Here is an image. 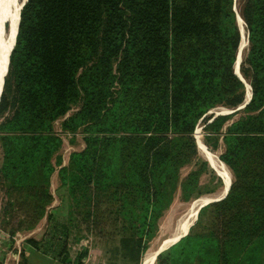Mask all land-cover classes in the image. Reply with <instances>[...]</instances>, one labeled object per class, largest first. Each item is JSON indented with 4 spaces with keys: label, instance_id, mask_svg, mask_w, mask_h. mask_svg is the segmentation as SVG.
<instances>
[{
    "label": "trees",
    "instance_id": "obj_1",
    "mask_svg": "<svg viewBox=\"0 0 264 264\" xmlns=\"http://www.w3.org/2000/svg\"><path fill=\"white\" fill-rule=\"evenodd\" d=\"M240 8L252 96L224 134L220 159L234 177L169 246L168 264H264V0ZM241 40L235 0H27L9 63L14 111L0 122L10 189L26 185L23 202L46 207L50 156L61 141L53 121L79 102L65 125H86V146L63 171L76 217L122 223L141 242L181 166L199 156V120L246 99L235 70ZM9 103L4 90L0 110ZM230 114L209 121L220 129ZM70 223L62 225L67 238Z\"/></svg>",
    "mask_w": 264,
    "mask_h": 264
},
{
    "label": "rangeland",
    "instance_id": "obj_2",
    "mask_svg": "<svg viewBox=\"0 0 264 264\" xmlns=\"http://www.w3.org/2000/svg\"><path fill=\"white\" fill-rule=\"evenodd\" d=\"M0 1V7L2 8L7 0ZM241 1L235 0V9L236 12L238 11L242 15ZM249 45L250 42L247 40L241 52L238 51L235 62L237 72L242 75L245 81L246 98L250 94L248 93L247 84L250 85V90H252L250 82L251 69L246 61ZM239 56L240 59L238 60ZM9 72L10 67L5 76L6 82L2 92L4 90L8 91L10 103L6 108L0 110V122L14 111L11 98L13 79ZM2 83L3 81L0 80V87ZM79 105V102L73 103L64 115L53 121L52 131L60 136L61 141L50 156L54 166L48 183L50 197L42 211L30 206L27 201L23 202L20 196H25L23 193L27 190L26 185L23 186L24 189H10V182L1 169L5 160V152L3 140L0 137V264H29L27 252L30 248H36L37 244L40 251L50 252L56 254V256L58 254L60 264H62L61 259L64 258L65 252H67V259L70 260L71 264H143L148 251H158L159 248L165 245L167 240L169 242L172 234L179 232L181 221L186 215L194 211L193 206L195 204L208 202L210 200L207 201L206 199L211 196V199H213L215 196L222 195L230 183V177L219 170L226 179L227 186H225L223 177L211 165L205 155L219 158L221 161V154L225 151L226 146L224 134L227 126L244 112V106L217 105L209 110L206 116H203L197 123L195 136L198 142L199 156L181 166L179 176L169 191L171 199L163 208L153 232L145 234L140 242L138 234L135 235L131 229L126 231L121 229L122 223L116 224L114 221L110 222V219H106L104 220L106 223L103 222L100 227L79 220L73 209L74 203L70 184L63 175L64 169H69L72 166V154L86 146V125H81L74 130L65 125L66 118L76 111ZM224 107H228L225 108L227 110L230 108L233 110L230 117L218 129L216 125L219 122L214 125L209 120L216 112L227 111L223 109ZM227 169L231 174L232 182L233 170L229 165ZM196 199L198 200L196 201ZM197 213V217L195 216L196 219L194 218L192 221L188 232L193 226H196L199 220L200 214ZM73 220L74 224L67 238L63 233L62 225L73 222ZM127 225L129 226L130 223H127ZM115 229L117 231L113 232ZM101 230L106 232L100 234ZM65 238L67 239V251H63L62 254L57 253L63 247ZM36 241L37 244H35ZM169 253V247L157 253L155 261H153L154 264H168ZM38 261L31 262L46 264L45 261L41 263Z\"/></svg>",
    "mask_w": 264,
    "mask_h": 264
},
{
    "label": "bare ground",
    "instance_id": "obj_3",
    "mask_svg": "<svg viewBox=\"0 0 264 264\" xmlns=\"http://www.w3.org/2000/svg\"><path fill=\"white\" fill-rule=\"evenodd\" d=\"M24 1L25 0H7V3L5 4V6H3L2 8L0 7V22H1L0 23V66L3 65V67H5L4 70L2 71L3 73H1V75H0L1 81H3L2 78H3V75L5 73L6 65L8 63L10 51H11V48H12L14 42H15V37L17 34V29H18L19 20H20L21 7H22ZM0 4H1V1H0ZM18 15H19V17H18ZM240 23H241V28H242V32H243L241 45L243 46V45H246V43H247V30H246L245 22L243 21L242 18H240ZM239 59H240V56H239L238 60ZM1 68L2 67H0V70H1ZM247 85H248V93H250V85L249 84H247ZM0 89H1V87H0ZM225 108H228V107H224L223 109H225ZM225 110H227V109H225ZM205 156L208 158L211 165L216 169V171L223 177V180L225 182V186H227L226 185L227 182H226L225 177L219 172V170L222 171L224 174L228 175L230 177V180H231V174L229 173V170L227 169L226 163L223 160L220 161L219 158L209 156V155L208 156L205 155ZM211 197H210V200H211ZM197 200L198 199H196V201ZM205 203H207V202H203V204L202 203H198L195 205L193 204L194 205L193 206L194 211H192L189 214L187 213L188 215H186V217L181 221L179 232L178 233L175 232L174 234H172L171 239L169 240V242L166 241V243L162 249H159L158 251H156V250L148 251L146 256L144 257L143 264H153L154 263L153 261L156 258L157 253L163 251L164 249L168 248L172 243H175L176 241H178V239H180V237L188 231V229H189L190 225L192 224V221L194 220L196 214H198L197 210H199L200 206L204 205Z\"/></svg>",
    "mask_w": 264,
    "mask_h": 264
},
{
    "label": "water",
    "instance_id": "obj_4",
    "mask_svg": "<svg viewBox=\"0 0 264 264\" xmlns=\"http://www.w3.org/2000/svg\"><path fill=\"white\" fill-rule=\"evenodd\" d=\"M26 1H27V0H25V1L23 2V5L25 4ZM23 5H22V7H23ZM22 7H21V9H22ZM20 18H21V13H20ZM240 18H242L243 21H245L244 18L242 17V15L237 11V19H238V23H239V26H240L241 33H242V35H243L242 28H241V23H240ZM19 22H20V20H19ZM18 29H19V25H18ZM18 29H17V33H18ZM16 40H17V34H16V37H15V42H14L12 48H11V51H10V55H11V52H12V50H13L15 44H16ZM247 40H249V38H248V33H247ZM242 47H243V46H242L241 43H240V46H239V50H238V51L241 52ZM10 55H9L8 63H7V65H6L5 73H4V76H3V83H2V85H1V89H0V97H1V94H2V91H3V87H4V83H5V76H6L7 72H8V68H9ZM235 67H236V66H235ZM235 70H236V72L238 71V70H237V67L235 68ZM237 73H238V72H237ZM238 74H239V73H238ZM239 75H240L241 78L243 79L242 75H241V74H239ZM251 96H252V90H250V94L247 96L246 100H245L243 103H241L239 106H240V107L245 106L246 103H248V101L251 99ZM232 110H233L232 108H230V109L227 110V111H222V110H221V111L216 112L215 115L220 114V113L231 112ZM195 130H196V129H195ZM230 185H231V180H230V183H229V185H228V187H227V189H226V192H225L224 194L218 196V197L215 196V198L211 199L210 201H212V200H217V199H220V198H223V197L227 194V192H228V190H229V188H230ZM208 202H209V201H208ZM208 202H207V203H208ZM205 204H206V203H205ZM205 204H204V205H205ZM202 206H203V205H201L200 208H201ZM200 208H199V210H200ZM198 212H199V211H198ZM187 233H188V231H187L186 233H184L182 236H184V235L187 234ZM182 236H181V237H182ZM181 237H180V238H181ZM178 240H179V239H178ZM172 244H173V243H172ZM172 244H171V245H172Z\"/></svg>",
    "mask_w": 264,
    "mask_h": 264
},
{
    "label": "crops",
    "instance_id": "obj_5",
    "mask_svg": "<svg viewBox=\"0 0 264 264\" xmlns=\"http://www.w3.org/2000/svg\"><path fill=\"white\" fill-rule=\"evenodd\" d=\"M2 66V65H1ZM0 66V67H1ZM207 201L210 200V197L208 199H206ZM205 200V201H206ZM203 204V203H202ZM198 212V211H197ZM168 241V240H167ZM166 243V242H165ZM164 247V246H163ZM163 247L159 248L162 249ZM167 249V248H166ZM165 250V249H164ZM28 254V259H29V264H34L35 261H40V263L42 261H45L46 264H60V262L58 261V254L56 256V254L50 253V252H44V251H40L38 250L37 246L36 248H30L29 252H27ZM58 253V252H57ZM38 258V260H37ZM34 261V262H31ZM38 261V262H39ZM155 261V260H154ZM154 264V263H153Z\"/></svg>",
    "mask_w": 264,
    "mask_h": 264
}]
</instances>
